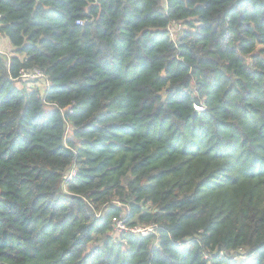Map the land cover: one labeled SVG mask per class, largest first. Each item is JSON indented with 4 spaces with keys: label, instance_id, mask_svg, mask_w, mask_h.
Here are the masks:
<instances>
[{
    "label": "trees",
    "instance_id": "obj_1",
    "mask_svg": "<svg viewBox=\"0 0 264 264\" xmlns=\"http://www.w3.org/2000/svg\"><path fill=\"white\" fill-rule=\"evenodd\" d=\"M0 37V264H264V0H0Z\"/></svg>",
    "mask_w": 264,
    "mask_h": 264
},
{
    "label": "built area",
    "instance_id": "obj_2",
    "mask_svg": "<svg viewBox=\"0 0 264 264\" xmlns=\"http://www.w3.org/2000/svg\"><path fill=\"white\" fill-rule=\"evenodd\" d=\"M78 24H82L83 21L79 20L77 21ZM174 24H178L176 22H173ZM171 26V25H170ZM170 29V27H169ZM171 31V29H170ZM172 36L175 37L177 33L171 31ZM22 79H44L46 86L49 87L51 85L50 80L48 79V76L39 68H33L31 70L27 69H22L21 70V76ZM76 175V169L73 168L69 173L65 175L66 179H72ZM115 229L119 232H132V233H139L143 236H146L148 234H151L154 231V226L153 225H148V226H143V225H137V226H128L126 224V219L124 216H121L118 220H116V226ZM218 254L219 257H222L224 255V252L217 253L216 251L214 252H206L205 257L210 258L213 256V254ZM214 254V255H215ZM234 259H240L244 258L243 255H245V251L243 248H240L235 254Z\"/></svg>",
    "mask_w": 264,
    "mask_h": 264
},
{
    "label": "rangeland",
    "instance_id": "obj_3",
    "mask_svg": "<svg viewBox=\"0 0 264 264\" xmlns=\"http://www.w3.org/2000/svg\"><path fill=\"white\" fill-rule=\"evenodd\" d=\"M170 29H171V31L177 33L181 29V25L173 24V25L170 26ZM0 51L5 53V54H7V55L13 54V48H12V46H10V43H8V41L3 43V41L0 40ZM32 85L33 86L36 85V82H33ZM45 85H46L45 81L42 80V81H39L36 86L44 88ZM68 136H71V131L70 130H69V132H67V137ZM114 203L119 205V206L122 205V203H120L118 201H115ZM123 208H124L123 212H125V211L128 212V208L129 207L123 206ZM239 260H241V258Z\"/></svg>",
    "mask_w": 264,
    "mask_h": 264
},
{
    "label": "crops",
    "instance_id": "obj_4",
    "mask_svg": "<svg viewBox=\"0 0 264 264\" xmlns=\"http://www.w3.org/2000/svg\"><path fill=\"white\" fill-rule=\"evenodd\" d=\"M0 40H2L3 41V43L4 42H6V41H8V39L7 38H3V37H0ZM8 43H9V41H8ZM11 46V45H10Z\"/></svg>",
    "mask_w": 264,
    "mask_h": 264
}]
</instances>
